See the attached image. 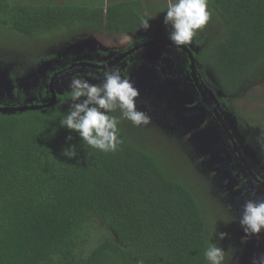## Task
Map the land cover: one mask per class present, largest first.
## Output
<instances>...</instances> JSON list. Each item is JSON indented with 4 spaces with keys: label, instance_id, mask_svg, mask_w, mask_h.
<instances>
[{
    "label": "trees",
    "instance_id": "obj_1",
    "mask_svg": "<svg viewBox=\"0 0 264 264\" xmlns=\"http://www.w3.org/2000/svg\"><path fill=\"white\" fill-rule=\"evenodd\" d=\"M71 1L35 6L0 0V25L34 41L52 37L55 30L66 36L79 27L109 33L143 27L144 19L153 24L142 0L91 6ZM208 7L211 20L221 22L223 36L209 37L201 61L228 92L261 85L264 0H208ZM49 56L32 55L21 78L42 71ZM19 89L17 96L23 99ZM69 97L70 92L62 94L47 109L0 112V264H208L204 252L210 243L224 249L227 264L233 228L227 241L217 239L207 197H215L234 226L233 211L222 204L221 192L214 189L207 195L167 163L169 158L184 160L197 173L205 156L184 138L167 135L169 146L152 139L151 134L166 135L158 111L154 122L135 126L114 110L123 143L115 152L89 148L60 124L72 104L65 102ZM71 144L77 146L75 158L63 155ZM170 146L171 151L161 152Z\"/></svg>",
    "mask_w": 264,
    "mask_h": 264
},
{
    "label": "flooded vegetation",
    "instance_id": "obj_2",
    "mask_svg": "<svg viewBox=\"0 0 264 264\" xmlns=\"http://www.w3.org/2000/svg\"><path fill=\"white\" fill-rule=\"evenodd\" d=\"M152 22L147 29L82 32L94 37L102 32L101 39L97 44L78 43L72 48L65 47L58 55L51 54L45 59L35 84L21 78L30 63L12 62L5 67L0 62V79L10 81V87L0 83V104L10 107L41 105L51 99L53 89L57 92L56 105L62 94L71 91L69 86L73 78L102 84L105 72L118 68L121 75L139 89L137 109L147 111L152 122L156 120L153 117H159L157 111H166L174 117L173 124L177 112L184 121L189 120L185 131L181 127L185 134L191 135L186 141L205 156L201 166L206 171L204 178L209 185L211 182L216 185L213 188L221 192L218 194L222 204L233 211L236 220V226L229 228H233L228 238L233 252L227 264H252L253 257L264 256V231L259 236L246 238L239 221L247 199L264 198V129L257 126L263 120L256 114L250 116L234 110L232 106L240 103L243 93L261 85L251 83L244 85L243 90L238 87L228 92L214 70L201 61V52L207 48L212 35L203 29L189 44L177 47L168 39L170 26L158 20ZM221 31L218 35L223 36ZM142 69L153 81L145 82L146 73L142 75ZM153 86L165 94L164 100L149 92ZM18 89L22 90L23 99L18 98ZM67 101L71 102L70 97ZM153 104L156 107L152 109ZM236 232L238 236L234 235ZM240 244L246 256L242 253V257H237L240 253L236 248Z\"/></svg>",
    "mask_w": 264,
    "mask_h": 264
},
{
    "label": "clouds",
    "instance_id": "obj_3",
    "mask_svg": "<svg viewBox=\"0 0 264 264\" xmlns=\"http://www.w3.org/2000/svg\"><path fill=\"white\" fill-rule=\"evenodd\" d=\"M210 17L208 0H168L164 23L170 26L168 36L170 43L177 47L189 44L198 30L208 23ZM142 26L145 29L149 28V19L142 20ZM29 63L31 64V61ZM35 71L26 78L29 79L28 83L38 82V74L42 71L40 68ZM2 80L4 78L0 79ZM69 87L72 104L60 124L76 132L83 145L89 148L115 152L123 143L118 127L120 118L111 115L116 109H119L123 118L135 126L150 123V117L137 109L139 89L132 81L123 77L118 68L106 71L102 84H92L86 79L76 77ZM67 139L71 141L73 137L69 136ZM77 154L75 144L69 145L63 152V155L69 158H75ZM239 222L246 233V238L252 235L259 236L264 231V198L247 199ZM226 236L227 233H219L220 239ZM204 257L208 264H224L225 251L216 243H210ZM252 264H264V256L253 257Z\"/></svg>",
    "mask_w": 264,
    "mask_h": 264
},
{
    "label": "rangeland",
    "instance_id": "obj_4",
    "mask_svg": "<svg viewBox=\"0 0 264 264\" xmlns=\"http://www.w3.org/2000/svg\"><path fill=\"white\" fill-rule=\"evenodd\" d=\"M12 2L15 3L16 0H11ZM71 1V0H70ZM147 8L145 9V14L151 17L152 20H158L164 22V17L166 16V11H167V1L165 0L166 4H163L164 2L162 0L156 1V0H142ZM28 3L30 5H35V6H40V5H58L61 4L62 0H17V3ZM72 4L78 5V6H91L93 3L98 4L99 2L97 0H73L71 1ZM71 4V5H72ZM163 5H166L165 8H163ZM148 10V12L146 11ZM216 17V16H215ZM220 21H215L209 19L208 23L202 28L205 30H208L210 34L213 36L212 38H218L220 35L219 31H221V25ZM10 28H6L0 25V62L10 66L12 62L16 63H29L32 60V55L34 57H39L40 54H54L58 55L59 52L63 51L65 47L67 48H72L73 46L78 45V43H88L93 44L99 42V39H101V36L99 34L94 36H88L85 35L82 32H85L86 30H83L84 28L79 27L78 30L71 31L69 32L66 36H60L62 34H57V31L51 32V36L49 35H44L41 36V39H35L34 41L31 39H26L23 36H19L18 34H15L13 32H9ZM90 31V30H88ZM75 34H73V33ZM76 32H78L76 34ZM61 33V32H58ZM57 34V35H55ZM54 35V36H53ZM218 36V37H216ZM92 37V38H91ZM55 38H57L55 40ZM61 38V39H58ZM97 38V39H96ZM116 39L118 38L117 36L115 37ZM110 39V36L107 37V40ZM55 40V41H54ZM54 41V42H53ZM2 53V54H1ZM4 53V54H3ZM39 59V58H37ZM34 59V60H37ZM28 65V64H27ZM38 69V66L34 67ZM264 80L261 82L260 87H255L251 91L247 93H243V95L240 98V103H234L232 106L234 110H241L244 113L249 114L252 116V114H256L258 119H262V124L257 123L258 128L264 129ZM165 98V97H164ZM163 98V100H164ZM156 104H153L152 109L155 108ZM170 105V104H169ZM143 112L147 113L144 109L142 110ZM165 113H159L160 118L159 121L161 122V129L164 131L166 135H155L151 134L149 135L152 139L155 138L157 142L169 146L170 143H172V140L170 137H183L185 140H189L191 138L190 133L185 134V130L187 127V124L183 120V118H175L176 122L173 124L172 117L170 114H167L166 111H161ZM169 113V112H168ZM156 118V117H153ZM181 127L184 129V131L181 130ZM188 131V130H187ZM151 133V132H150ZM149 133V134H150ZM183 134V135H182ZM155 135V137H154ZM167 135H170L168 137ZM176 135V136H175ZM189 138V139H186ZM178 141V140H177ZM171 147V146H170ZM171 151L172 147H165L161 149V152L164 150ZM170 159V160H169ZM167 159V163L169 167H172V172L177 174V173H184L186 176L190 178L192 183H195V185H198L199 188L203 189L205 192H207V195H209V192H212L214 190L213 187H216V185L211 186L209 188V184H206L204 180V173L206 171L202 168L197 169L199 172H192L189 170L187 162L184 160H177V158H169ZM201 176L203 177H200ZM198 176V177H197ZM207 177V176H206ZM198 179V180H197ZM197 180V181H196ZM204 180V181H203ZM210 189V190H209ZM215 197H207L206 205L208 207V210L212 212V219L213 221L215 220V224L217 225L215 227V232H216V237L218 240H221L219 237V233H227L229 228H230V217L225 212V209L220 208V204L216 203L217 201L214 199ZM222 241H227L226 237L222 239ZM228 249V248H227ZM236 252L240 253L239 256L237 257H242L241 254L243 253V256L245 253L243 252L242 245H238L236 248ZM246 249L244 248V251Z\"/></svg>",
    "mask_w": 264,
    "mask_h": 264
},
{
    "label": "water",
    "instance_id": "obj_5",
    "mask_svg": "<svg viewBox=\"0 0 264 264\" xmlns=\"http://www.w3.org/2000/svg\"><path fill=\"white\" fill-rule=\"evenodd\" d=\"M69 70H71V68ZM140 73L142 75L144 73H146L145 78H144L146 83H148L152 79V78H150V75L147 74V72H145L144 69H142V71H140ZM26 80L28 81L29 79H26ZM132 80L134 81L135 78L132 79ZM152 81H153V79H152ZM0 83L3 84L4 86H9L10 87V84H9L10 81L8 79H4V80L0 81ZM144 89H146V88L144 87ZM51 91H52V97L46 103H43L41 105L40 104H27V105H24V106H14V107L2 106V107H0V112H3V113H14L16 111L37 110V109H43V108L54 106V104L57 101V92L56 91L54 92L53 89H51ZM149 92L153 93L155 95L154 97H156V98H158L160 100H162L165 97V94L163 92H161L160 90H158L157 86L156 87H154V86L151 87ZM178 117H179V114L177 112L176 118H178ZM188 122H189V120L185 119V123L188 124Z\"/></svg>",
    "mask_w": 264,
    "mask_h": 264
},
{
    "label": "crops",
    "instance_id": "obj_6",
    "mask_svg": "<svg viewBox=\"0 0 264 264\" xmlns=\"http://www.w3.org/2000/svg\"><path fill=\"white\" fill-rule=\"evenodd\" d=\"M99 3H106V1H108V0H97ZM117 1H121V0H117ZM156 1H159V0H156ZM164 3L163 4H166L165 3V0H162ZM167 1V3H168V0H166ZM142 3H143V6H144V8H147V6H146V4L142 1ZM105 6H106V4H105Z\"/></svg>",
    "mask_w": 264,
    "mask_h": 264
}]
</instances>
